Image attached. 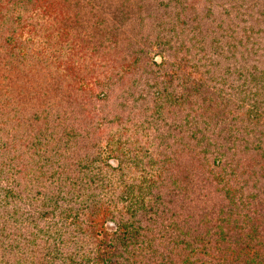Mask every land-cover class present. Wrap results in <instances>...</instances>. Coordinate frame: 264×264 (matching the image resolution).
I'll return each instance as SVG.
<instances>
[{"label":"rangeland","instance_id":"rangeland-1","mask_svg":"<svg viewBox=\"0 0 264 264\" xmlns=\"http://www.w3.org/2000/svg\"><path fill=\"white\" fill-rule=\"evenodd\" d=\"M31 1L33 12L24 18L27 23L33 22L36 30L32 33L30 29L31 41L18 40L20 44L25 42L26 49L19 54L11 49L14 43L1 41L0 37V259L5 257V264H18L17 259L25 264H95L92 258L103 244L102 237L117 235L120 225L132 227L129 230L136 232L135 241H144L141 228L146 222V209L154 223L153 229L146 230V239L153 238L154 244H161L159 251L176 247L160 243V221L164 224L163 234L172 239L181 235L185 242H195L192 233L201 225L196 221L205 212L203 197L211 193L216 199V195L210 187L207 190V184L184 194L186 189L182 187L190 186L188 178L171 187V176L163 175L158 161L169 154L162 137L182 129L189 131L195 121L193 127L200 126L206 115H193L191 107L189 112L174 110L175 103L170 100L169 115L163 112L162 119L157 120L146 111L143 101V108L139 106L141 101L133 108H122L120 103L128 98H121L120 92L134 87L138 75L133 73L134 67L128 66L131 50L122 33L141 37L142 41L148 37L144 42V62L162 67L164 61L177 62L178 55L185 59L182 65L194 68L193 77H197L205 70L206 59L219 52L213 46L212 56L204 55L209 47L201 49L197 32L192 29L206 14L208 1ZM211 1L220 5L226 0ZM227 1L232 5L247 2ZM12 3H1L0 10L6 7L12 13ZM193 17L196 20L192 21ZM164 18L168 22L161 28L159 21ZM236 19L224 23L230 25L226 40L229 44L244 37L242 23ZM253 19V32H245L264 44V22ZM2 22L6 27L10 20L4 17ZM173 25L174 31H169ZM235 26L239 28L232 29ZM256 28L260 30L254 36ZM112 34L121 39L117 42V56L115 50L108 49L112 45L108 43H114ZM158 35L164 41L170 38L172 46L162 48ZM99 44L107 49L101 64L97 53H93ZM168 54H172L169 60ZM225 62L221 58V64ZM232 86L239 88L237 83ZM108 89L107 99L96 95ZM116 114L123 117L122 121L115 120ZM10 131L16 139L9 152L1 143L6 142ZM62 131L72 133L65 136ZM31 139L42 145L29 146V150L35 148L29 164L32 169L28 178L21 179L17 169L23 160L10 161L8 155L19 153L22 159ZM56 144L61 145V155L45 153L47 146ZM138 159L141 163H137ZM9 162L11 170L6 168ZM59 169L62 174L57 173ZM8 183L14 194L9 193ZM6 194L16 197L15 201L8 202ZM29 212H33L32 217ZM96 216L101 218L96 233L103 231V235L96 236L90 226V219ZM193 253L194 249L185 253L189 254L185 264L202 263ZM205 259L211 260L208 256Z\"/></svg>","mask_w":264,"mask_h":264},{"label":"trees","instance_id":"trees-1","mask_svg":"<svg viewBox=\"0 0 264 264\" xmlns=\"http://www.w3.org/2000/svg\"><path fill=\"white\" fill-rule=\"evenodd\" d=\"M11 1H14L11 4L14 7L12 13L6 7L4 11L2 8L0 10V37L1 41L14 43L11 49L21 54V51L26 49L25 42L20 44L18 40L30 39V29L32 33L36 30L33 22L27 23L24 18L28 12H33L34 3L31 0H0V7L1 3ZM207 1L206 14L197 21V25H193L192 29L197 32L201 49L209 47L204 55L212 56L210 50H213V46H217L219 52L214 53L212 59H206V68L197 77H193L194 68L187 63L182 65L185 59L178 55L177 62L164 61L162 67L151 61L144 62L143 58L147 55L144 42L148 37L142 41L141 37H130L122 33L125 44L131 50L128 66L134 67L133 73L138 75L134 80V87H127L120 92L121 98L122 96L128 98L120 103V106L124 109L133 108L141 101L139 106L143 108L142 105L146 103V111L157 120L162 119L163 112L169 115L171 106L167 102L170 100L175 103L174 110L189 112L191 107L193 115L196 113H200V116L206 115L200 126L193 127L195 121L194 125H190L189 131L182 129L175 135L169 133L162 137L163 145L169 150V154L158 162L163 175L168 173L171 176L169 181L171 187L179 185L180 182L184 183V179L188 178L190 186L182 187L183 190L186 189L183 191L184 194L191 190L193 191L190 193H193L198 186L203 187L207 184V190L210 187L216 199L211 193L203 197L205 212H202L201 218L196 221L201 225L192 233L195 235V242H185L181 235L172 239L170 235L163 234L164 224L160 221L157 237L160 243L164 241L162 246L166 243L174 244L176 247L159 251L161 244H154L153 238L146 239L149 237L146 230L154 228L152 216L146 209L144 210L146 222L141 228V232L144 233L141 237L144 241H135L136 232L132 233L129 230L132 227L120 225L117 235L111 238L106 235L102 237L103 244L98 247V252L92 258L95 264H185L189 256L185 253L193 249V256L198 255L201 264H264V44L245 32L249 30L253 32V18L258 23L264 22V0H247L246 3L235 2L233 5L227 0L220 5L211 0ZM222 4L225 6H221ZM4 17L10 20L6 27L2 22ZM236 18L242 23L244 37L239 40L241 44L239 42L229 44L226 40L229 37L230 25L224 23L226 20L230 24L231 21L237 20ZM193 20L196 18L193 17ZM166 22L167 18L160 20V27L163 28ZM168 30L174 31V25L169 26ZM257 30L260 29L256 28L254 36L257 35ZM111 38L114 43L109 42L108 44L112 45H109L108 49L115 50L113 53L117 56V42L121 39L116 37V34H112ZM160 38L158 35V40ZM159 41L162 48L172 46L168 37L166 41L162 38ZM106 52L107 49L101 44L93 49V53H97L99 64L103 62ZM170 55L172 54H168V60ZM221 58L226 62L221 64ZM65 70L68 71V68ZM236 74L239 76H235ZM79 82H82V79ZM233 83H237L239 88L233 87ZM109 89L96 95L100 96L101 100L107 99ZM118 118L121 121L123 119L116 114L115 120ZM1 121L0 119V124ZM197 121L200 119L197 118ZM56 127L57 125L53 128ZM68 133L72 132H61L65 136ZM13 134V131H10L6 142L1 143V146L9 148V152L12 141L16 139V135ZM78 135L82 136L83 133L80 132ZM52 136L51 131L49 139ZM30 145L42 144L34 143L31 139L25 146L22 159L19 153L8 155L10 161L23 160V165L17 169V175L21 179L28 178L32 169L29 164L35 148L29 150ZM59 146L61 145L47 146L45 153L59 156L62 153ZM137 163H141V160L138 159ZM11 166L13 165L9 162L6 168L11 170ZM57 173L62 174V169ZM9 193H15L12 186ZM7 198L8 202H11L15 201L16 197L7 195ZM28 214L30 217L33 216V212ZM99 216L92 217L89 221L96 236L103 235V231L96 233L98 222L101 221ZM184 233L186 234V231ZM21 236L20 233L19 237ZM205 256L211 260L207 261ZM5 260L6 258L2 257L0 264H5ZM17 263L25 264L19 259Z\"/></svg>","mask_w":264,"mask_h":264}]
</instances>
